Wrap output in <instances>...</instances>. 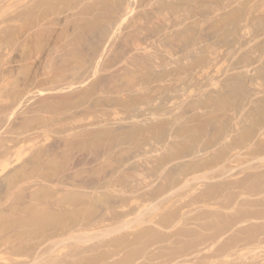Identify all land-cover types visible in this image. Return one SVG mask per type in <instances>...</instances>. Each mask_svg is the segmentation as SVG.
I'll return each instance as SVG.
<instances>
[{"label": "rangeland", "instance_id": "rangeland-1", "mask_svg": "<svg viewBox=\"0 0 264 264\" xmlns=\"http://www.w3.org/2000/svg\"><path fill=\"white\" fill-rule=\"evenodd\" d=\"M0 264H264V0H0Z\"/></svg>", "mask_w": 264, "mask_h": 264}]
</instances>
